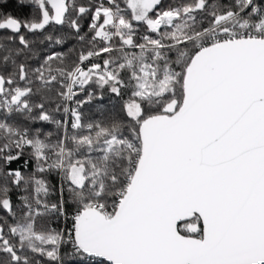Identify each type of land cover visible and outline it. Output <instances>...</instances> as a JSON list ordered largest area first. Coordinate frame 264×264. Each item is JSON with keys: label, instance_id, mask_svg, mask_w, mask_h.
Wrapping results in <instances>:
<instances>
[{"label": "snow or ice", "instance_id": "1", "mask_svg": "<svg viewBox=\"0 0 264 264\" xmlns=\"http://www.w3.org/2000/svg\"><path fill=\"white\" fill-rule=\"evenodd\" d=\"M16 2L0 264H264V0Z\"/></svg>", "mask_w": 264, "mask_h": 264}, {"label": "trees", "instance_id": "2", "mask_svg": "<svg viewBox=\"0 0 264 264\" xmlns=\"http://www.w3.org/2000/svg\"><path fill=\"white\" fill-rule=\"evenodd\" d=\"M0 11L4 13H10L13 16H17L20 18H28L32 12V9L30 7H21L17 4L16 0H0ZM84 25V30L87 31V20H84L83 22ZM57 29H59V26H56ZM49 32H52L53 29L49 28ZM64 31H67L65 28ZM3 35H7L8 33H0ZM76 44L75 39L69 38L67 41V44L64 45V48L71 47ZM41 48L47 50L48 49V43L45 42L43 45L40 46ZM55 47V46H54ZM103 103H108L107 99ZM35 126H41L40 123H37ZM45 131H54L55 130V125H50V124H44L43 125ZM22 163V161H20ZM17 165L14 163L12 164V167L15 168ZM32 164H29V167L27 169L28 172L32 171ZM47 179L51 181L53 184L57 183L58 177L56 175H49L47 176ZM18 193L13 190L12 192V198L15 201ZM0 215H4L3 212H0Z\"/></svg>", "mask_w": 264, "mask_h": 264}]
</instances>
